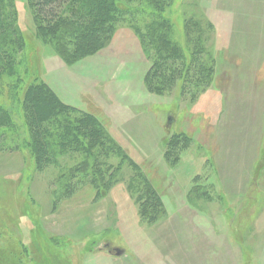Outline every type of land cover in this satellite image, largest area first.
<instances>
[{"label": "rangeland", "instance_id": "obj_1", "mask_svg": "<svg viewBox=\"0 0 264 264\" xmlns=\"http://www.w3.org/2000/svg\"><path fill=\"white\" fill-rule=\"evenodd\" d=\"M129 2L106 42L73 38L65 55L40 36L33 0L5 2L24 41L19 99L40 79L111 139L43 164L7 131L0 264H264V0H173L186 49L173 60Z\"/></svg>", "mask_w": 264, "mask_h": 264}, {"label": "trees", "instance_id": "obj_2", "mask_svg": "<svg viewBox=\"0 0 264 264\" xmlns=\"http://www.w3.org/2000/svg\"><path fill=\"white\" fill-rule=\"evenodd\" d=\"M125 1L130 3L132 0H33V4L38 15L49 22L39 28L40 36L57 44L61 48V55H65V50L69 52L65 46L70 39H75L78 50L83 47L91 48L94 42L101 41L104 31L112 28L123 13L121 5ZM140 1L152 17L150 22L147 21L150 31L148 35L163 48L160 49V56L163 57L164 52V56L168 55L167 59H182L186 49L174 37V25L165 14L173 0ZM5 2L6 0H0V94L8 85L11 91L14 90L11 95L7 92L8 95L0 99V140L2 137L7 138V131L15 129L18 134L22 131L28 135L23 140L36 163L45 164L48 159H57L60 154L72 149L82 150L86 159H89L95 148L104 146L105 139H111L98 119L91 114L76 117V108L66 105L40 79H36L30 86L25 102L15 92L23 82V72L17 66L16 56L22 51L24 41L6 10ZM65 7H69L72 16L61 22ZM186 27L190 38L189 31L195 33L197 24L191 21ZM86 41L87 46H82ZM104 41L107 40L99 43L103 44ZM86 159L82 164L85 171L91 165ZM2 264L9 263L4 261Z\"/></svg>", "mask_w": 264, "mask_h": 264}, {"label": "water", "instance_id": "obj_3", "mask_svg": "<svg viewBox=\"0 0 264 264\" xmlns=\"http://www.w3.org/2000/svg\"><path fill=\"white\" fill-rule=\"evenodd\" d=\"M173 122H174V118L173 117H169L168 125L169 126L172 125ZM115 253H116L117 256H121L124 253V251L120 250V249H115Z\"/></svg>", "mask_w": 264, "mask_h": 264}]
</instances>
